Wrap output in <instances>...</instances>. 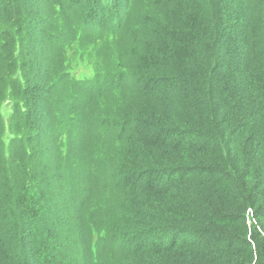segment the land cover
I'll use <instances>...</instances> for the list:
<instances>
[{
	"label": "trees",
	"instance_id": "16d2710c",
	"mask_svg": "<svg viewBox=\"0 0 264 264\" xmlns=\"http://www.w3.org/2000/svg\"><path fill=\"white\" fill-rule=\"evenodd\" d=\"M19 1L0 0V56L6 47L16 55L0 70V111L12 103L15 119L25 121H15L8 150L0 129V153L8 161L5 193L28 205L0 217V264H33L23 250L38 222L26 214L48 190L45 181L56 185L45 178L47 141L35 145L43 135L36 128L34 136L31 78L45 85L39 97L48 106L43 119H53L61 185L70 195L72 180L75 195L84 185L96 188L92 210L69 206L66 224L43 221L57 245L55 256L42 253L45 264H73L58 247L75 221L85 229L88 264H120V257L127 264H264V0H175L176 7L174 0H40L49 18L36 30L39 6L26 20ZM31 33L44 37V67ZM81 63L90 70L84 78L73 73ZM157 87L158 108L150 100ZM119 152L123 161L110 159ZM119 163L120 193H131L126 212L102 196ZM69 169L80 175L69 178ZM55 207L44 206L46 217ZM114 218L132 229L131 243L119 238Z\"/></svg>",
	"mask_w": 264,
	"mask_h": 264
},
{
	"label": "rangeland",
	"instance_id": "374dc122",
	"mask_svg": "<svg viewBox=\"0 0 264 264\" xmlns=\"http://www.w3.org/2000/svg\"><path fill=\"white\" fill-rule=\"evenodd\" d=\"M88 0H85V2H87ZM40 0H33L32 2L30 0H20L18 4H20L21 8H22V12L20 15L24 16L26 18V20L28 19H33V17L36 18V14L31 11L30 6H39V17L36 19H34L35 22H40L39 25H37L36 23L34 24V28L35 30L37 29V26H41L43 27V22L45 20H47L49 18L48 15V3H44V4H39ZM175 3V0H174ZM173 3V4H174ZM13 4L16 5V2L13 1ZM39 4V5H38ZM84 4V3H82ZM174 7H176V3L174 5ZM199 7V6H198ZM203 7V4L201 5V9ZM16 8V7H14ZM176 10L174 8H172L171 10V18L175 19L176 17ZM30 22V21H29ZM23 33V31L19 34V36H21ZM31 37H29L30 42H33V38H34V44L33 46H31V49L33 50V52H35V56L36 59V64L38 66H42L45 63L46 60V55L43 54V47H44V37L41 34L38 35H33V33H31ZM1 38V37H0ZM14 46H15V42H14ZM15 47H13L12 49L10 47H6L3 51V55L0 56V70H6L7 68L10 67V65L13 62V58L15 57ZM176 62H178L177 60H175ZM46 64L43 65V67ZM83 66V67H80ZM85 68H89L88 65L86 64H78L73 73L78 77V78H84L85 76L90 75V70H84ZM133 67V66H132ZM134 69H136V67H133ZM39 85L45 87V85L41 84V82L37 81V80H33L31 78V81L29 83V86L31 87V91H32V96L30 97L29 101L31 103V109L32 110H36V115H35V131H34V126L32 129L29 130L30 133H33L34 131V136L36 135V128L37 130H39V134H41L43 137L39 140L36 141L35 145L41 143L43 140L47 141V145L48 147L43 151V163H44V173L46 174L45 178L50 179L51 181H53V183H55L56 185L52 188H50V182L45 181V184L43 185V191L45 190V188L47 187L48 190H46L43 193H40L39 191V198H37L36 204L34 205L36 208L32 209V213L31 214H26L28 220L30 221V223L34 220L35 222L37 221V229L34 228L35 230L32 231H28V233L32 236L30 237V245L29 243L27 244V249H24L23 252L24 254L30 255L32 257L31 260H33V264H45V262L43 261L42 258H46V256L48 254H42V253H50L52 254V256H55L54 252L57 251L56 250V244H55V240L53 239V237H55V233L53 235V237L47 233H44L43 228H44V223L43 221L46 219H51L53 220V223L55 222L56 224H59L61 220H64L63 224H66V207L69 206H92L90 208V210H92L96 205L93 206V203L96 200V196H92L93 191L96 188L90 187L89 185H84L83 187V191L85 192L82 195H75V190H77V184L78 182H74V180H72L73 183H71L68 186V189L70 191V193L72 195L69 194L68 191H66L64 189V187L61 185V181H59V176H58V166H59V160H55L52 157H56L57 158V154L56 152L58 150L54 149L53 146V140H52V135L55 132V129L53 128V119L50 118L48 121L43 119V113H44V108L45 110H47L48 106L46 103H43V101L40 99L39 97ZM150 93V92H149ZM161 87H157L156 89L153 90V92H151L150 94V100H151V104L152 105H156V107L158 108L160 105H163L164 102L162 100L159 99V96L161 94ZM37 101V105L35 104ZM138 101V105L140 108L144 107V104L141 102V99H137ZM17 112V110L15 109L14 105L11 103L10 106H3V108L0 111V129L2 131V134L4 132L3 135V141L5 143L6 149L8 150L9 146H10V142L12 140V130L16 129V127H19V125L15 124V121H20L21 123H24L25 121V117L24 118H18L15 119V113ZM155 127L151 126V130H153ZM22 133V129L19 130ZM83 143V142H82ZM121 152H119L118 154H115L114 156H110V159H114L116 158H120V160L123 161V159H121ZM134 155L135 152H133ZM129 159H136L133 158V155H128ZM53 162V163H52ZM7 164L8 161L5 159L4 156H1L0 153V206L5 207V211L4 214H0V217H2L5 221L11 219L13 216L12 214H7V210L13 209L14 207L17 206H27L28 202L27 201H22L20 202V204H15L14 203V196H13V191L12 194L7 195L4 191L3 185L5 184L3 178H9L8 174H7ZM22 171V169H20ZM111 175L110 177L107 179V181L104 183L103 185V197H108V198H112L114 200V202L111 204V206H109V208H120L123 212H126L128 207L131 206L129 203V198L131 193H125L122 194L120 193V189L122 187H124V181L120 180V176L123 173V168L121 166V163L119 164H114V166L112 167V169L110 170ZM69 173V178L75 177L77 175H80L79 172H73L70 169L68 170ZM110 174V173H109ZM123 177V176H121ZM96 182L94 181H87V184H98L99 183V179H95ZM14 188V192L18 193L20 191V187L19 185H14L11 184L10 187ZM90 187V189H89ZM115 189L118 190L119 194L115 193ZM98 190H96L97 193ZM79 193V192H77ZM88 193L87 197L86 194ZM31 196H33V194H31ZM75 196H83V201L81 203H79L77 201V199L75 200ZM119 199V203L115 204V200ZM40 200V203H39ZM87 202L88 205H87ZM108 203V202H107ZM56 206L54 214H50V217H46L45 213L46 210L44 208V206ZM98 208H102V206H97ZM70 208V207H69ZM103 210V209H102ZM104 211V210H103ZM20 215H22L20 213ZM115 215V214H114ZM124 215H126L124 213ZM122 215V216H124ZM113 214L110 216L112 217ZM119 217V216H118ZM126 217H129L128 215H126ZM101 219H103L101 217ZM57 221V222H56ZM121 219L119 218H114L110 220V224L115 228H119V238L120 237H124L122 238L123 241L125 242H132V238L131 236L133 235L132 229L128 228V227H123L121 226ZM56 224H52L51 225H56ZM57 226V225H56ZM68 233H66L65 237H62V239L59 242V247L58 249H62V256L64 255H68L66 257H71L73 259V264L74 262H77V264H88L85 259L87 257V239H86V234H85V229L83 228V224L81 222L78 223V221L72 222L70 223L68 226ZM53 229H51L52 231ZM84 235H82L83 233ZM22 241V240H20ZM73 242V243H72ZM66 243H70V250H68V248L66 249ZM22 244V243H21ZM122 248H124V244L120 243ZM119 246V242H115V245L113 247V250L116 254L117 253V249ZM59 251V250H58ZM132 252V251H131ZM131 252H128V254H130ZM42 254V255H41ZM126 259L125 257H120L117 260H119L120 264H127L126 263ZM128 262V261H127Z\"/></svg>",
	"mask_w": 264,
	"mask_h": 264
}]
</instances>
